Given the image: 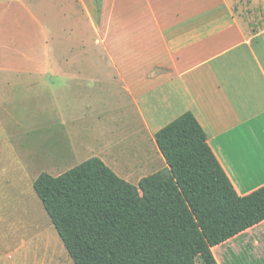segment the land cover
<instances>
[{"label":"crops","instance_id":"1","mask_svg":"<svg viewBox=\"0 0 264 264\" xmlns=\"http://www.w3.org/2000/svg\"><path fill=\"white\" fill-rule=\"evenodd\" d=\"M48 1L46 7L55 13L65 10L71 18L75 10L83 13L108 54L75 57L71 27V54L61 59L62 68L54 59L50 72L43 73L37 64L34 71L0 75L2 112L8 110V94L16 82L36 92L49 91L50 133L41 139L40 158L33 165L39 169L29 176L30 184L41 172L57 176L77 165L66 166L68 161L79 164L92 156L127 181L130 174L123 171L164 169L154 134L190 111L236 192L246 195L264 185V0ZM10 2L26 6V0H0V8ZM94 62L101 66H84ZM4 70L0 64V72ZM15 127L9 145L16 139L24 150L25 134ZM107 135L115 138L112 144L122 139L124 147L104 146L99 140ZM124 159L133 164L127 166ZM146 175L129 181L137 184ZM2 188L4 202L8 195ZM252 232L264 234V221L212 247L217 263L215 249ZM35 238L16 240L13 257L2 248L0 264H18L19 249L34 245Z\"/></svg>","mask_w":264,"mask_h":264},{"label":"trees","instance_id":"2","mask_svg":"<svg viewBox=\"0 0 264 264\" xmlns=\"http://www.w3.org/2000/svg\"><path fill=\"white\" fill-rule=\"evenodd\" d=\"M154 140L167 167L137 184L96 156L33 181L73 264H218L212 247L264 221V185L239 195L190 111Z\"/></svg>","mask_w":264,"mask_h":264},{"label":"rangeland","instance_id":"3","mask_svg":"<svg viewBox=\"0 0 264 264\" xmlns=\"http://www.w3.org/2000/svg\"><path fill=\"white\" fill-rule=\"evenodd\" d=\"M48 2V0H26L25 8L14 2L0 8V64L5 67L0 75L3 77H13L16 74L34 71L37 64L39 67L42 65L43 73L50 72L54 68L50 66L54 59L60 60L58 68H62L61 59L64 60L67 54H71L69 47L71 27L74 30L73 55L75 57L93 58L108 54L103 51V46L96 42L95 32L83 13L75 10L72 18L65 10L55 13L46 7ZM39 61L41 63H38ZM84 66L86 68L100 67L101 62L100 64L94 62L91 65L86 63ZM90 67L89 71H92ZM8 97L12 99L8 110L6 112L0 110V188L3 187L8 195L4 202L0 200V250L7 248L4 249L5 255L13 257L14 253L10 250H12L11 246L18 242L16 240L21 237L26 238L25 240L36 237L34 245L26 244L24 245L26 249H19L18 255L15 256V258L18 257L16 263L73 264L29 182V176H35L39 169L38 164L33 165L40 158L37 156L40 153L41 139H48L44 133H50L48 128L49 91L42 89L36 92L32 86L16 82L10 88ZM15 126H19L25 134L24 150L16 139H13V143L9 145L8 135L10 131L11 135L17 132ZM112 139L115 138L107 135L99 141L106 147H114L115 150L124 147L122 139L114 140V144L111 143ZM19 152L22 156L21 164L17 158ZM129 153L126 151V155ZM124 160L133 162V160ZM76 162L79 161L72 159L66 166L78 164ZM23 167L25 171H31L32 174H26L22 170ZM41 168L45 169L44 166ZM65 168L67 170L69 167ZM146 170H136L132 174L126 173L130 174L129 180H133L139 174L150 173ZM1 193L0 189V195ZM6 205L8 209H4ZM3 212H7V217L10 219L4 216ZM15 233L16 237L13 238ZM253 237H256L254 242ZM233 250L236 252L233 253ZM215 253L220 264H264V234L258 235L255 232L245 234L215 249ZM5 263H8V260ZM196 264L203 263L197 260Z\"/></svg>","mask_w":264,"mask_h":264},{"label":"bare ground","instance_id":"4","mask_svg":"<svg viewBox=\"0 0 264 264\" xmlns=\"http://www.w3.org/2000/svg\"><path fill=\"white\" fill-rule=\"evenodd\" d=\"M123 163L126 164L127 166H130L131 164H133V162H129V161H126V160H124ZM123 172H130V174H132V173H135L136 171H123Z\"/></svg>","mask_w":264,"mask_h":264}]
</instances>
